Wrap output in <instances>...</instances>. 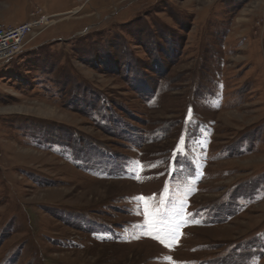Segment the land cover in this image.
<instances>
[{"label":"rangeland","instance_id":"obj_1","mask_svg":"<svg viewBox=\"0 0 264 264\" xmlns=\"http://www.w3.org/2000/svg\"><path fill=\"white\" fill-rule=\"evenodd\" d=\"M42 15L0 64V264H264V0H0Z\"/></svg>","mask_w":264,"mask_h":264},{"label":"built area","instance_id":"obj_2","mask_svg":"<svg viewBox=\"0 0 264 264\" xmlns=\"http://www.w3.org/2000/svg\"><path fill=\"white\" fill-rule=\"evenodd\" d=\"M49 16L35 17L32 21L15 26H0V64L18 56L29 43L36 29L45 28Z\"/></svg>","mask_w":264,"mask_h":264},{"label":"snow or ice","instance_id":"obj_3","mask_svg":"<svg viewBox=\"0 0 264 264\" xmlns=\"http://www.w3.org/2000/svg\"><path fill=\"white\" fill-rule=\"evenodd\" d=\"M141 199H143V197H141ZM181 208H183V205H181ZM150 223H152V221H150ZM176 227L179 228L180 225L177 224ZM156 235H157V237H159V233H157ZM175 236H176V230L175 229H170L168 234L164 237V239L172 240V239L175 238ZM164 239H161V243L164 242Z\"/></svg>","mask_w":264,"mask_h":264},{"label":"bare ground","instance_id":"obj_4","mask_svg":"<svg viewBox=\"0 0 264 264\" xmlns=\"http://www.w3.org/2000/svg\"><path fill=\"white\" fill-rule=\"evenodd\" d=\"M51 24V23H50Z\"/></svg>","mask_w":264,"mask_h":264}]
</instances>
